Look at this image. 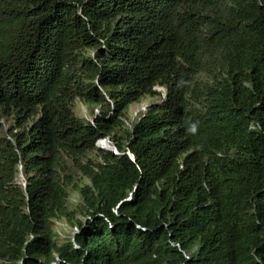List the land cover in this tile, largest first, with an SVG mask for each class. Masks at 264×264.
<instances>
[{"label": "trees", "instance_id": "trees-1", "mask_svg": "<svg viewBox=\"0 0 264 264\" xmlns=\"http://www.w3.org/2000/svg\"><path fill=\"white\" fill-rule=\"evenodd\" d=\"M54 263L264 264V0H0V264Z\"/></svg>", "mask_w": 264, "mask_h": 264}, {"label": "clouds", "instance_id": "clouds-1", "mask_svg": "<svg viewBox=\"0 0 264 264\" xmlns=\"http://www.w3.org/2000/svg\"><path fill=\"white\" fill-rule=\"evenodd\" d=\"M153 90L156 92L154 95H147V96L143 97L141 100L135 101L129 105L127 117L123 118L124 123H125L126 127L129 128V130H132L134 128L135 123H137L139 120H141L143 117H145L146 114L153 107L160 105L164 101H166L167 96H168V89L166 86L161 85V84H156L153 86ZM134 103H136V107H133ZM82 106H84V105H82ZM84 107L86 108V106H84ZM87 111H88V109H87ZM94 112H95L94 115L91 114V116H92L91 119H87V118L86 119L84 118V119L91 122V123H94V119L96 118L97 115L100 114L99 107H97ZM1 122H5V121L2 120ZM9 138L12 139L11 136H9ZM105 141H107V143L109 144L108 147L105 146ZM96 146H97V148L102 149V150H110L117 155L128 154L131 158L133 157V159H134V155L129 150L125 151V152H120L118 147H117L116 141H114L111 136L100 137L96 141ZM178 162L180 163V165H182V162L180 160H178ZM19 169H20V173H21L22 166H20ZM20 184L24 188H26V182L20 183ZM75 227H77V226H75ZM75 234H74V236H75Z\"/></svg>", "mask_w": 264, "mask_h": 264}, {"label": "rangeland", "instance_id": "rangeland-1", "mask_svg": "<svg viewBox=\"0 0 264 264\" xmlns=\"http://www.w3.org/2000/svg\"><path fill=\"white\" fill-rule=\"evenodd\" d=\"M133 107H136V103H134ZM79 112H80V116L85 118V119L86 118L87 119L92 118L91 113L89 111H87V109L82 105H79ZM120 134H121V132H120ZM18 180H19V183L26 182V178L23 174V169H21V173L18 176ZM71 201L74 203H77L78 202V194H73ZM78 217L82 218L83 221H85L87 218V217L80 216V215H78ZM54 228L58 232V236L56 237V242L58 244H62L66 238H72L76 232L81 230V229L75 227L74 225L68 224L66 220H62V219L57 220L55 222Z\"/></svg>", "mask_w": 264, "mask_h": 264}, {"label": "bare ground", "instance_id": "bare-ground-1", "mask_svg": "<svg viewBox=\"0 0 264 264\" xmlns=\"http://www.w3.org/2000/svg\"><path fill=\"white\" fill-rule=\"evenodd\" d=\"M108 145H109V144L107 143V141H105V146H107V147H108Z\"/></svg>", "mask_w": 264, "mask_h": 264}, {"label": "water", "instance_id": "water-1", "mask_svg": "<svg viewBox=\"0 0 264 264\" xmlns=\"http://www.w3.org/2000/svg\"><path fill=\"white\" fill-rule=\"evenodd\" d=\"M132 159H133V157H132ZM72 240H74V236L72 237Z\"/></svg>", "mask_w": 264, "mask_h": 264}]
</instances>
